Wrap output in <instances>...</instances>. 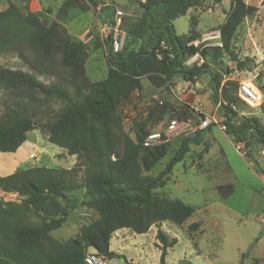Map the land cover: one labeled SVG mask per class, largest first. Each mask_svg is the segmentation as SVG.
Segmentation results:
<instances>
[{"label":"trees","instance_id":"trees-1","mask_svg":"<svg viewBox=\"0 0 264 264\" xmlns=\"http://www.w3.org/2000/svg\"><path fill=\"white\" fill-rule=\"evenodd\" d=\"M202 1L141 0L139 6L145 11L128 36L139 40L146 37L145 42L137 49L124 47L118 54L108 47L106 77L95 83L85 74L88 52L84 44L71 38L59 23L72 9L96 7L94 0H64L56 19L49 24L29 11L24 16L18 14L13 5L0 12L5 33L10 35V28L16 26L13 39L24 42L38 57L39 64L32 65V70L57 77L46 84L36 73L0 69V85L10 89L13 96V101L2 105L0 153L16 152L25 142V134L39 125L50 144L77 158L71 169L33 167L0 176V192L21 198L14 202L0 196V264H84L89 249L113 259L118 255L109 250V245L115 232L128 229L146 234L162 222L181 225L194 214L192 206L159 198L153 190L184 159L190 145L200 144L201 135L184 138L158 176L145 180L142 171H150L165 157L166 145L143 149L142 127L135 139L124 130L118 107L134 92L141 91L143 79L153 88L162 89L172 85L174 78L192 85L207 75L213 105L221 96L219 110L225 111V133L236 144L244 145L247 157H252L254 145H264V127L257 119L243 117L234 124L231 85H222L221 71L212 68L222 66L224 53L232 55L236 31L245 18L255 15L257 8L243 0H231L218 27L222 46L195 47L191 43L201 35L190 27L186 35L178 36L173 21ZM196 53L203 62L185 66L184 62ZM232 60H236L234 56ZM52 103L58 105L56 110ZM165 112V108L161 109L163 115ZM81 189L88 198L83 205L97 217L81 226L75 236L59 241L51 233L78 207V199L71 194ZM216 190L225 199L234 188L220 185ZM155 238L159 242V264H165L167 249L177 240H169L159 229ZM245 256L243 253L240 264Z\"/></svg>","mask_w":264,"mask_h":264},{"label":"rangeland","instance_id":"rangeland-1","mask_svg":"<svg viewBox=\"0 0 264 264\" xmlns=\"http://www.w3.org/2000/svg\"><path fill=\"white\" fill-rule=\"evenodd\" d=\"M94 1L97 6L88 10L96 22H86V30L78 33L80 39L71 37L84 44L88 52L85 74L92 83L104 79L108 70V40L102 41L100 38L95 29L97 22H109L116 16L117 11L122 12L124 15L119 16V28L126 34L124 47L127 50L137 49L146 40V37L139 40L128 36L129 30L140 17V14L134 12V8L140 5L141 0ZM230 1L215 3L213 0H203L200 6L194 8L191 16L178 18L173 23L175 33L183 35L190 27L194 30L196 26L203 29L212 24L214 26L208 28L204 34L218 31L225 12L230 8ZM243 1L255 6L257 12L253 17L245 18L236 31L232 42V55L224 53L221 58L222 66L218 65L216 68L212 65V68L221 71L222 85H231L229 90L235 99L231 105L235 113L232 118L234 124L246 117L257 119L264 127V0ZM60 2L61 0H0V12L7 11L13 5L18 14L24 16L29 11L49 24L56 19ZM82 12L86 11L76 8L71 14ZM154 15L157 16V13ZM66 21L68 20L61 22V25ZM10 29L14 33L17 31L16 26ZM12 32L7 35L4 24L0 22V69L36 73L46 84L56 80V76L47 73L40 75V72L32 70V65L39 64L38 57L24 42L13 39ZM198 40H202V35ZM202 45L198 44L197 47ZM197 55L199 57L200 54L196 53L188 58L184 65ZM233 56L236 59L234 61ZM191 65L190 63L186 66ZM173 85L175 82L158 90L143 79L141 91L134 92L127 101L120 104L118 111L124 130L133 139L136 134L141 133L140 127L146 134L149 131L167 132L165 127L172 119H176L179 124L176 126L177 130L169 136L165 157L150 171H142L145 180H153L158 176L179 150L184 138L201 135L200 144L190 145L184 159L176 163L171 174L166 175L153 190L157 197L182 201L192 206L195 212L181 225L162 222L152 226L146 234H135L128 229L117 231L112 236L110 246L118 256L109 259L110 263L126 264L128 260L132 264H159V242L155 238L159 229L169 240H177L175 246L167 249L165 264H237L242 259L241 253L249 252L258 231L263 229L260 223L264 224V145H254L252 157H247L244 145L236 144L225 131L215 126L201 129L200 118L204 114H225L223 109L219 110L220 94L217 96L216 105L210 101L211 104L207 106L202 104L203 111L194 113L189 107L194 96L184 90V94L181 93L180 96L175 92L176 98L172 92L178 90ZM192 85H196L198 95L208 94L210 97V81L207 75ZM240 86L254 93L256 99H243L239 95ZM158 100H162L163 105ZM4 101H13V96L10 95V89L0 85V114ZM51 107L56 110L58 105L52 103ZM207 107L209 110H206ZM163 108L166 109L165 115L161 113ZM238 145L239 150L236 149ZM76 162V156H69L64 149L50 144L47 134L39 125L25 134V142L14 152V156L9 158L0 153L1 170H10L12 173L33 167L71 169ZM220 185H233L234 193L228 199H222L216 190ZM0 196L4 201L21 200L13 193L0 192ZM72 196L78 199V207L71 210L66 222L51 233L53 238L62 242L75 236L81 226L97 217L83 205L88 200L83 189L74 191ZM195 224L198 225L197 228L192 226Z\"/></svg>","mask_w":264,"mask_h":264},{"label":"built area","instance_id":"built-area-1","mask_svg":"<svg viewBox=\"0 0 264 264\" xmlns=\"http://www.w3.org/2000/svg\"><path fill=\"white\" fill-rule=\"evenodd\" d=\"M124 14L122 12L117 11L116 16L110 20L109 22H97L95 29L97 33L99 34L100 38L107 39L108 40V47H110L112 53L118 54L120 53L125 44V38L126 34L123 32L120 27V18L119 16H123ZM193 46L197 47L198 44H203V47H221L222 42L220 41V33L218 31H214L211 33H207L202 36V40H196L191 43ZM202 60L200 58V55L198 57L194 56L191 59V62H186V65H189L190 63H197L201 64ZM185 65V66H186ZM191 87H188L185 89L186 91H190ZM198 94L195 92L193 93V101L189 104L190 109L194 113H200L203 111V105L201 102V98L197 96ZM239 95L247 100V101H254L256 99L255 94L251 91L247 90L244 86H240L239 88ZM158 103L160 105H163L162 100H158ZM204 114V113H203ZM200 128L201 129H207L210 126L218 127L221 131L226 130V117L220 116L219 114H204L203 117L200 118ZM177 120L172 119L169 124L166 125L165 130L167 132L163 131H149L145 134V136L142 139L141 146L143 149H154L157 147H161L163 145H166L169 142V136L171 133L175 132L177 130ZM236 149H240V146L238 145ZM84 264H111L110 260L102 255H99L95 250L89 249L84 257Z\"/></svg>","mask_w":264,"mask_h":264},{"label":"crops","instance_id":"crops-1","mask_svg":"<svg viewBox=\"0 0 264 264\" xmlns=\"http://www.w3.org/2000/svg\"><path fill=\"white\" fill-rule=\"evenodd\" d=\"M63 1L64 0H61V2L59 4V7L63 3ZM59 7H58V9H59ZM72 10H70L68 12L69 13L68 16H70V17L67 18L68 17L67 16L66 19H65V20H68V21L62 23V26L66 29L67 33L71 37L74 36V37H77L78 39H80L81 36L78 33L81 32V31H83V30H86V28H87L86 22H93L94 21L93 20V15H92L91 12H89V10H88V12L86 10V12L77 13V14L76 13H72L71 14ZM193 10H194V8H191L190 10H188V12L186 13V15L183 16V17L191 16V14L194 12ZM224 18H225V14H224ZM224 18H223L222 22L224 21ZM65 20H63V21H65ZM176 20H174L173 23H175ZM63 21H61V22H63ZM61 22H59V23L61 24ZM94 22H96V20ZM222 22L219 25H221ZM212 26H214V25L212 24L210 26L204 27L203 29L202 28L201 29H198L197 26H196L195 31L198 32L199 34H201L203 36V35H205L204 33L206 32V30L208 28L212 27ZM188 31H189V29H188ZM186 34H183V35H186ZM178 36H182V35H178ZM174 80H173V83L175 82V85H173V86L175 87V90H178V91H173L172 93L174 94V96L176 98H177V93L179 94V96L181 95V93H182V95L184 94L183 92L188 87V85H189V87H191L190 91H188L189 94H192V96H193V93H195V92L198 94V91H197L198 89H197L196 85H190V84H188L186 82H183L182 80L177 79V78H176L175 81ZM179 80H180V83H177ZM181 84H182V86H181ZM158 90H161V89H158ZM175 92H177V93H175ZM197 96L201 98V102L205 106H207L208 104H211V102L209 100L208 94H206V96H201V95H197ZM188 98H191V97H188ZM192 101H193V99H192ZM206 110H209V108L207 107ZM3 156H6V157H9L10 158V157L14 156V153H3ZM11 173L12 172H10V170L4 171V170H1V168H0V176L1 177L10 175ZM233 193H234V191H233ZM230 196H228L225 199H228ZM260 224L263 226V229H260L258 231L257 236L254 238V240L252 242L253 244L251 245V247L249 249V252L248 253L247 252L244 253V254H246V256L243 258L242 264H264V224L263 223H260ZM109 250L111 252H114V250H112V248H111L110 245H109ZM114 253L116 254V252H114ZM242 254L243 253H241V255ZM116 255H118V254H116ZM240 262H241V258H240V260H239V262L237 264H240ZM126 264H132V261L129 263L128 260H126Z\"/></svg>","mask_w":264,"mask_h":264},{"label":"water","instance_id":"water-1","mask_svg":"<svg viewBox=\"0 0 264 264\" xmlns=\"http://www.w3.org/2000/svg\"><path fill=\"white\" fill-rule=\"evenodd\" d=\"M145 11V9H144V7H142V6H136L135 8H134V12L135 13H137V14H142L143 12Z\"/></svg>","mask_w":264,"mask_h":264}]
</instances>
